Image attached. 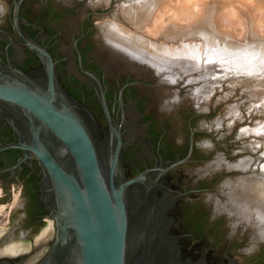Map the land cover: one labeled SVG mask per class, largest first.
<instances>
[{"label":"water","instance_id":"1","mask_svg":"<svg viewBox=\"0 0 264 264\" xmlns=\"http://www.w3.org/2000/svg\"><path fill=\"white\" fill-rule=\"evenodd\" d=\"M11 1L13 26L24 44L43 62L47 82L44 86H35L0 76V104L21 111L29 131L26 135L16 121L7 118L18 140L2 145L0 153L19 150L22 157L15 165L0 170V174L15 175L22 170L23 164L32 160L40 164L43 174L42 177L40 172L39 195L36 192L29 201L17 205L12 235L0 238V264H208L209 247L203 248L199 241L193 242L189 238L181 241L186 235H173L171 228L175 217L169 214L180 201L193 203L189 199L190 193H210L215 189H172L167 186L165 177L175 169L197 163L192 157L198 133L214 136L210 131L195 130L191 119L188 121L189 149L185 157L169 164L158 163L154 168L127 177L121 159L123 149L128 146L123 141L125 132L122 128L127 124L125 114L122 122L111 115L101 81L87 72L98 86L107 124V139L98 146L93 136L94 117L89 114L87 125L79 117L59 85L57 63L47 48L30 41L20 30L17 22L24 0ZM77 13L79 15L80 11ZM89 16L87 14L91 31L98 24ZM75 34L74 28L72 46L77 49ZM94 49L90 54L92 58ZM78 55L83 69L79 51ZM92 61L110 78L102 65ZM83 72L86 71L83 69ZM124 76L135 79L133 85L140 90L146 89L152 94L163 90L155 80L132 72L114 79L119 83ZM124 89L120 87V95ZM185 89L181 87L179 94ZM132 137L130 133L129 138ZM136 167L127 166V173H132ZM159 192L163 195L161 198ZM41 205L46 211L43 215L39 212ZM176 219L186 226L189 234L196 236L182 209ZM195 236L193 238L197 240ZM181 244L186 260L180 251ZM200 253V260L194 261L193 258L199 259ZM224 257L228 263L222 259L218 264L233 261L240 264L238 258L227 252Z\"/></svg>","mask_w":264,"mask_h":264},{"label":"rangeland","instance_id":"2","mask_svg":"<svg viewBox=\"0 0 264 264\" xmlns=\"http://www.w3.org/2000/svg\"><path fill=\"white\" fill-rule=\"evenodd\" d=\"M222 1L215 0V3H212L211 0L212 5L210 6V13H208V16L210 14L211 16L206 18L207 20L216 21L218 30L215 35L220 40L221 46L224 42L236 45L235 47L238 45V47L249 46V48L256 44H264V0H236L237 4L242 1V12L245 11L243 17L233 16L229 10L224 11V8L220 10L221 13H218L216 8L222 6ZM224 1L229 2L228 0ZM54 2L70 3L76 6V10L82 12L83 17L87 13L90 15L89 19L98 24L97 28L91 30L87 38L88 51L96 47L95 37L97 35L103 36L105 32L112 29L114 24L115 27L123 28L122 30H125V33L141 36L146 41H152L159 47H178L182 42L186 44L202 43L201 39L196 38L185 40L181 38L182 36H176L171 39L172 41H168L161 34L153 36L144 33L134 24L140 21L139 17L136 20L130 16L129 5L132 2L131 0H54ZM231 2H234V0H231ZM192 4L188 0H163L159 7V15H162L161 19L165 23L164 25L167 28L175 25L186 28L193 23L197 19L196 16L191 20H187L190 15H196ZM244 4L245 6H243ZM10 8L8 0H0V25L4 24V19L7 17ZM215 12L218 13L217 17H215ZM25 15L32 21L42 18L40 21H42L43 27L50 33H55L53 25H55L56 16L49 13L43 6L30 2ZM88 27L89 23L87 21ZM68 34V27H63L64 38L60 41L61 44L64 39L68 38ZM183 34L185 33L182 32ZM93 59L90 60V64L98 66L93 63ZM209 71L214 75L211 95L200 102L199 105L193 106L191 91L200 87L201 84L183 90L179 94L181 102L178 103V108L173 115L166 113L165 110L160 114L153 112L157 121L163 123L157 125L155 130L159 133L162 130L170 132V136L174 137L179 144L175 152L183 151L186 147L190 133L189 120L192 119V126L195 130L211 132L215 138L208 134L198 133L196 135L197 163L176 169L175 183L183 191L198 189H215V191L190 193L189 199L193 203H187L183 200L181 201V209L196 236L201 239L202 247H209L207 256L209 260L214 261L213 264H215V261L220 260V256L223 259L225 252L234 258H238L240 264H264V239L258 245L252 247L249 233L237 232L232 234L229 232L228 218L223 215L214 217L213 210L205 198L206 195H216L224 185L238 177V172L229 169L210 173L209 175L206 174L205 177L200 178L197 174L199 170H203L210 165L217 156H223L230 165L233 164L232 166H235L242 159H249V161H252L251 166L255 171L261 170L264 166V133H258V130L264 126V106L261 105V102L250 89L248 90V85L250 86L252 83L236 70L212 66L209 67ZM87 91L92 97L90 88L87 87ZM136 92L145 106L150 108L156 99L155 94L146 89H137ZM90 104L93 110L98 111L95 102H90ZM234 107L238 109L239 115L231 117L229 112ZM6 167L9 166H0V170ZM27 170V172L20 171L15 175H11L9 172L0 174V206H5L8 212L10 211L9 207L14 204L10 213V220L5 228L7 232H11L10 235H12V225L17 205L22 201H29L34 196L38 191V183L41 180L38 166H30ZM261 185L260 181L249 184V191L239 195L238 208L249 212V215L253 214L254 209L259 206L260 199L264 195V187ZM15 197H18L17 202H15ZM0 218H2V222L1 219L0 222L3 223L4 216ZM211 248H214V250H211ZM215 254L217 255L214 257ZM223 260L228 263L225 259Z\"/></svg>","mask_w":264,"mask_h":264},{"label":"bare ground","instance_id":"3","mask_svg":"<svg viewBox=\"0 0 264 264\" xmlns=\"http://www.w3.org/2000/svg\"><path fill=\"white\" fill-rule=\"evenodd\" d=\"M131 1L129 5L130 16L136 20L139 17L140 21L138 22L140 23L136 22L134 24L144 33L153 36L161 34L168 41L176 36H182L181 38L185 40L187 38L202 40L201 44L182 42L178 47H159L152 41H146L141 36L125 33V30H122L123 28L115 27V24L111 25L112 29L105 32L103 36H96L97 43L93 53L94 61L105 68L109 77L117 78L123 73L132 72L139 77L155 80L163 88V90H156L154 93L156 99L149 108L152 113L160 114L165 110L166 113L173 115L178 108V103L181 102L179 99V89L181 87L191 89L194 85L201 84L200 87L197 86L198 88L191 91L193 106L199 105L205 98H208L212 93L211 85L214 75L209 71V67L212 66L236 70L245 76L252 83L250 86L248 85V90L250 89L261 102V105L264 106V44H256L249 48V46L238 47V45L235 47L236 45L224 42L221 46L220 40L215 35L218 30L216 21L206 19L208 13H210V6L215 3V0H212V3H210L211 0L204 2L203 0H188L193 3L192 6L196 15H190L187 20H191L195 16L197 19H194L195 21L186 28H180L175 24L174 27L167 28L164 25L165 23L161 19L162 15H159V7L163 0ZM228 1L223 0L221 2L222 6L216 8L218 13H221L220 10L224 8V11L229 10L233 16L243 17L245 11L242 12V1L239 3L241 6L236 3V0L234 2ZM218 13L215 12V17ZM83 16L80 12L76 18L69 20L71 28L74 29L78 21L83 19ZM210 16L208 17L210 18ZM163 30L165 31L162 33ZM182 32L185 34L182 35ZM205 46H207L206 49ZM70 50V46L64 45L62 52L68 53ZM70 69L73 71L72 66ZM229 113L231 117H236L238 109L234 107ZM258 133H264V126L258 130ZM251 162L249 159H242L235 166H232L233 164L230 165L223 156H217L210 165L203 170H199L197 174L200 178L205 177L206 174L209 175L210 173L229 169L238 172V177L236 176L237 178L224 185L216 195H206L205 198L213 210L214 217L223 215L228 218L229 232L232 234L237 232L249 233L253 247L264 239V195L260 199L259 206L254 209L251 215H249V212L238 208L237 205L239 195L249 191V184L260 181L261 186L264 187V166L257 172L251 166ZM17 201L18 197H15V202ZM13 206L9 207L10 211L8 212L5 206H0V217L4 216L3 223H1L2 218H0L1 238L11 234L5 228L10 220ZM230 264H235V262L233 261Z\"/></svg>","mask_w":264,"mask_h":264},{"label":"flooded vegetation","instance_id":"4","mask_svg":"<svg viewBox=\"0 0 264 264\" xmlns=\"http://www.w3.org/2000/svg\"><path fill=\"white\" fill-rule=\"evenodd\" d=\"M8 1L10 2L11 8L7 17L4 19V24L0 25V76L12 77L35 86H44L47 82L44 64L39 56L27 47L17 34L13 26L14 7H12V1ZM30 2L43 6L49 13L56 16L55 25H53L55 33H50L43 27L42 21H40L42 18L32 21L25 15L26 11L29 9ZM77 12L76 6L67 2H54V0H24L19 8L17 24L27 39L39 46L47 48L54 61L57 63L56 76L59 85L69 103L74 106L79 117L86 125L87 121H90L89 114L94 117L96 126L92 124V127L94 128L93 136L97 145L104 144L107 139V124L99 101L98 86L93 79L87 76V72L93 73L101 81L111 115L119 122H122L125 114V121L127 124L122 128L123 132H125L123 141L127 143L128 146L123 149L121 159L127 177H133L145 169L154 168L158 163L169 164L185 157L189 149V137L183 151L175 152V149L179 145L178 142L174 137L170 136L168 130H162L160 133L155 130L157 125H162L163 123L158 122L154 114L149 110V107L145 106L142 102L141 97L136 92L138 87L133 85L136 81L135 79L131 76H124L118 83L114 78H108L102 67L90 64V60L93 58L90 55L92 50L88 51L86 43L91 32L90 24L87 28V13L83 19L78 21L75 27L77 49L81 56L83 69L86 71L83 72L80 66L78 51L72 46L71 36L73 28H71L68 22L78 16ZM65 26L68 27L69 34L68 38L64 39L61 44L60 41L64 38L63 27ZM64 45L71 47L70 52H62ZM71 66L73 67V71L70 69ZM121 86L125 88L122 95H120L119 92ZM87 87L90 88L92 97L87 91ZM90 102H95L97 104L98 111L92 109ZM7 118L16 121L23 133L26 135L29 133L27 130V121L21 111L0 104V147L2 145L12 144L18 140V135L8 123ZM130 133L133 134L131 139L129 138ZM196 150L197 147L195 146L192 157L194 160H196ZM20 157H22V152L19 150L4 151L0 153V166H13ZM30 166H38L40 169V164L36 160H32L23 164L21 171L27 172ZM127 166L137 167L132 173L128 174ZM175 171L176 169L167 174L165 182L167 186L172 189H180L175 183ZM19 172L20 171H17L16 173ZM41 175L43 177L42 172ZM41 181L42 178L38 183V195L40 193ZM162 196V193L159 192L158 197L161 198ZM181 208L182 204L180 201L175 210L169 214L175 217V223L171 228V233H174L173 235H186L181 238V241L189 238L193 242H201L199 237L189 234L186 226L179 223L178 219H176V214L179 213ZM39 212L41 215L46 213L42 205L40 206ZM193 236H195L197 240L194 239ZM212 249L214 250V248H211V250ZM183 250L184 246L181 244L180 251L183 260H186L187 257L184 256ZM216 255L217 254H215L214 257ZM200 258L201 253L199 259L193 258V260L199 261ZM219 259L220 260L215 261V264H218L222 260L221 256ZM223 259L228 261L227 258L223 257ZM207 260L208 264H213L212 262H214L213 260H209L208 257Z\"/></svg>","mask_w":264,"mask_h":264}]
</instances>
